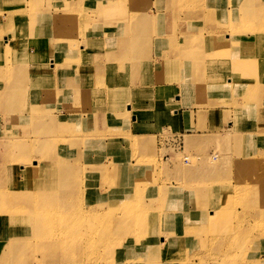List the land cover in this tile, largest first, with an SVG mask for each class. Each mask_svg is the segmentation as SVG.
I'll return each mask as SVG.
<instances>
[{
    "label": "rangeland",
    "instance_id": "1",
    "mask_svg": "<svg viewBox=\"0 0 264 264\" xmlns=\"http://www.w3.org/2000/svg\"><path fill=\"white\" fill-rule=\"evenodd\" d=\"M53 1L63 0H40V4L48 3L45 13L50 22L55 20L59 23L58 33L60 28L66 30L55 34L62 45H58L59 51L56 52L52 47L45 51L52 56L56 52L54 56L57 60L52 57L48 62L40 63L41 77L54 78L55 73L57 78L67 77L69 66L78 60L79 55H83L79 50L84 49V45H96L97 42L91 40V36L97 34L103 37L102 43L109 52L107 62L116 61L122 67L129 65L135 71L136 92L141 105L146 99L152 100L155 87L152 78L155 71L169 69L179 79L182 91L187 89L188 95H192L189 93L192 89L198 90L194 87H199L200 84L199 93L219 92L237 96L230 98V101L225 100L230 103H222L229 105L230 111L236 115V129L250 124L253 126L252 116L264 113V36L258 33L264 23V0H252L248 14L242 11L244 0H109L115 4L109 7L112 11L106 19L96 12L103 5L102 2L84 10L80 6L81 2L72 0L61 13L59 10L51 11ZM3 10L0 8V16ZM35 14L32 12L29 18L35 19ZM140 14L145 17H141V22L136 25L138 30H132L131 22L124 21V18L126 15L134 17ZM18 19L19 26L21 23L26 24L28 15ZM14 22L15 18L11 17L9 26L16 27ZM9 26L5 27L4 22H0V63L7 64L8 73V87L0 95L10 94L14 97L12 103H9V110L16 112L24 105L21 100L24 90L19 84L23 78V69L18 67L20 60L13 54L12 49L17 48V45L13 44L9 50L8 46L6 49L2 47L3 43H7L2 37L14 31H9ZM127 27L131 29L129 32ZM242 29L244 32L240 33ZM202 32H207L208 36L202 37L199 34ZM234 33L235 36L239 35V39L227 48H222L230 51L216 54L214 46L216 47L219 38L223 35L231 37ZM248 37L254 39L253 46H245ZM40 52L44 51L40 49ZM35 57L36 55H27L29 60ZM248 57L254 60L250 62ZM217 62L226 65L224 71L216 70ZM197 82L198 85L195 84ZM123 93L126 94V91ZM158 93L160 97L165 95L164 90H158ZM120 105L119 96L114 92L109 105L110 112L102 115L104 122L120 121ZM0 106V114H4L2 111L5 103H0ZM151 107L161 117L180 113V107L168 106L166 103L156 106L152 103ZM211 109L203 104L198 105L199 113ZM44 113L35 112L29 117L15 115V127L27 126L23 127L25 129H22V135L13 138L0 137V210L19 211L21 209L17 208L20 202L26 208L29 205L28 199L39 197L41 204L56 203L59 190L54 187L57 179L53 176L63 166L67 168V174L74 173L71 178L63 180L66 186L63 197L66 205L57 207L58 213H49L46 218L51 225L59 226L63 222L71 228L67 231H56V238H36L38 231L32 225L17 222L13 226L21 228V235L16 242H33L39 246L36 250L14 251L6 257L11 258L7 264H63L60 260L62 256H56L58 250L52 242L57 238L65 240L67 236L74 235L73 229L78 227H86L89 234L85 241L81 240L85 245L78 248L77 254L71 257L96 258L104 250V258L105 250L109 249L107 244L111 243L107 242L111 239L110 234L105 232L110 230L114 236L113 229L121 220H126V227L131 226L133 230L128 238L131 245H121L116 250L117 255L121 253L123 258H132L130 262L137 258L138 264H150L141 257V250L136 249V244H139V234L146 232L148 239H144V247L152 246L155 233H152L151 227L159 217L154 213L158 207L163 215L168 199L174 198L173 190H177L167 185L176 182L182 186L183 177L187 181L183 186L193 183L194 187H198L201 182L199 179L202 176L208 177L212 172L213 181L207 183L217 186L215 192L222 197L219 198L218 206H208L209 217L207 220L203 219L204 224L199 229L192 231L195 234L192 238L195 237V240L190 243L162 244L161 249H150H155L151 252L152 255L172 258L169 262L163 259V264H264V247L260 246L264 242V145L259 147L262 148L261 152L252 157L247 155L233 171L229 168V157L223 153L222 146H217L214 153L210 154L207 140L187 139L186 143L197 150L194 153L188 145L185 146L182 132H175L170 126L163 127L155 139L157 148L148 143L141 145L138 139L134 140L129 155L135 159V164L121 162L119 158L123 150L114 147L111 153L113 157L116 155L115 160L105 161L104 174L105 168L108 170L104 187L96 189L92 187L88 173L90 159L85 156L84 148H92L94 141L101 135L88 134L63 124L65 117L62 115ZM89 114L90 112L88 116ZM5 121L2 119V122ZM115 128H110L106 133L110 137L119 135L121 129L118 125L119 131ZM80 147L83 148V153ZM75 148L78 154H75ZM98 158L102 159L100 155ZM72 159L75 160L74 163ZM181 168L185 170L184 173ZM200 172L204 175L198 176ZM8 173L13 185L6 187L3 176L6 177ZM109 181L111 182L108 186ZM57 183L59 185L60 181ZM10 197H13L12 201ZM91 208L100 209L105 214L98 218L95 213L90 212ZM20 215L21 212L15 216L14 221ZM59 219L62 221H58ZM0 232L2 234L3 229ZM1 234L0 264L4 260L3 250H6L4 243L9 238L7 234L4 238ZM234 243L237 246H231ZM47 244L50 247L46 248ZM124 246L126 251H123ZM165 248L171 249L174 255L164 254ZM127 249L136 253L126 257L123 253ZM178 253L179 256L176 257ZM29 259L32 260L31 263H28Z\"/></svg>",
    "mask_w": 264,
    "mask_h": 264
},
{
    "label": "crops",
    "instance_id": "2",
    "mask_svg": "<svg viewBox=\"0 0 264 264\" xmlns=\"http://www.w3.org/2000/svg\"><path fill=\"white\" fill-rule=\"evenodd\" d=\"M75 1L80 3L82 0ZM98 1L100 2H97V0H83L80 6L86 9L89 8L88 6L97 5L101 2L102 4L110 2L109 0ZM69 2L73 1H53L51 11L59 10L63 13L64 7ZM0 3V8L4 9L0 16V22H4L5 27H7L11 22V17H13L15 18L14 24H17L14 31L7 32L8 34L3 36L2 40L4 41L5 38L15 46L17 45V48L12 50L13 54L17 56L16 59L21 61L23 78L19 84L24 90L21 99L24 105L16 112L9 110V103H12L11 100L14 97L10 94L0 95V103H5L2 111L4 114H0V137L13 138L22 135V129H25L23 127L27 126L17 125L15 127L14 116L24 115L29 117L32 113H40V111L64 116L65 121L63 124H67L78 131H85L88 134H100L101 137L94 141L92 148H84L86 150L84 152L85 156L90 159L88 173L91 177L92 187L96 189L104 187L106 180L104 178L108 170V168H105L104 174L105 161L115 160L116 155L113 157L111 153L114 147L123 150L119 158L121 162L135 164V159H132L129 155L134 140L138 139L141 145L148 143L155 147V139L163 127L170 126L175 132H182L185 146L188 145L186 143L187 139H190V141L207 140L206 145H210V154L214 153L217 146H222L223 153L229 157L227 160L229 168L233 171L237 166H240L239 163L247 155L252 157L255 153L261 152L262 148L259 149V147L264 145V113L252 116V119L254 117L253 126L250 124V126H239L236 129V115L230 111L229 105H222V103H230L229 99L237 98V96L219 92L212 94L209 92L199 93L200 84L198 82L195 84H199V87H194L198 90L192 89L189 92L192 95H188L187 89L185 88L182 91L179 79L169 69L155 71L152 78L155 84L152 100L148 101L146 99L141 105L142 103L136 92L135 71L129 65L122 67L116 62H107V53L109 52L102 43L103 37L100 35L91 36V40L97 42L96 45L88 47L84 45V49L79 50L82 51L83 55H79L78 60L73 65L70 64L72 66H69L66 78H57L56 73L54 78L41 77L40 63H46L52 57L57 60L55 57L56 52L59 51L58 45H61L55 35L58 33L57 25L59 23L55 20L50 22L45 13L48 3H45V5L40 4V0H2ZM32 12L36 13L33 20L29 18ZM24 15H28L27 22L26 24L21 23L19 26L20 21L18 22V18ZM46 21L48 22L45 23ZM52 31H54V34ZM199 34L202 37L203 35H205L204 37L208 36L207 32ZM2 46H4V49L7 48L6 43H3ZM50 47L56 51L55 56L45 52ZM40 49L44 52H40ZM28 54L36 55V57L29 60L27 58ZM6 65V63H0V92H4L8 87ZM225 67L226 65L220 62L215 65L216 70L219 71H224ZM183 72L185 71L183 70ZM158 90H164L165 95L160 97ZM125 91L126 94L123 93ZM114 92L119 96L120 115L122 116L118 123L113 122V120L104 122L102 115L110 112L109 105ZM152 103L153 106L165 103L168 106H178L180 107V113L174 116L166 114L161 117L151 107ZM199 104L212 109L205 113H199ZM191 106L192 109H190ZM128 108L131 110L128 111ZM262 109L264 111V105H262ZM88 112H90V116H88ZM2 119L6 121L2 122ZM116 124L121 129L120 133L117 136L110 137L106 132L112 127H116L115 129L118 130ZM188 147L196 153L197 150L192 145H188ZM80 150L83 153L82 147H80ZM75 152V154H78L76 148ZM98 155L102 159H99ZM105 156H108V158H105ZM72 161V163L75 162L74 159ZM211 174L212 176H210ZM211 174L208 177L202 176L199 179L201 182L198 187H194L193 183H188L186 187L183 186L185 182L187 183L183 177H181L182 186L176 182L167 185L177 190H173L172 197L174 198L168 199L163 215L158 211V207L154 213L157 216L159 215L151 227L152 233H155V241L158 240L157 242L161 244L165 241L167 244L190 243L195 240V237L190 238V236H195L192 231L199 229L204 219V213L210 212L207 210L208 206H218L219 198L222 197L215 192L217 186L208 184L213 181L214 172ZM201 175H204L203 172L198 174V176ZM9 176L11 177L9 173L6 177L3 176V180L7 184L6 187L13 185ZM110 182H108V186ZM191 182L193 181L191 180ZM263 245L264 242L260 243L261 247H264Z\"/></svg>",
    "mask_w": 264,
    "mask_h": 264
},
{
    "label": "bare ground",
    "instance_id": "3",
    "mask_svg": "<svg viewBox=\"0 0 264 264\" xmlns=\"http://www.w3.org/2000/svg\"><path fill=\"white\" fill-rule=\"evenodd\" d=\"M81 1V0H80ZM83 2V0L81 1ZM252 0H244V6L242 8V11L244 12V14H248L249 11L251 10V4ZM114 2H108L105 3L103 5H100V9L98 11H96L103 19H106L109 17L108 14L111 13L112 9H110V6H114ZM221 12V9L219 11V13ZM224 12V11H223ZM222 12V13H223ZM221 13V14H222ZM104 15V16H103ZM131 15H126L124 18V21H128V23H130V26H132V30H138V26H136L138 24V22H141L140 19L141 17L144 18L145 15H135L134 17H132ZM16 27H13V25L8 27V30L11 31L12 29H15ZM131 29H128L127 27V31L129 32ZM66 29L64 28H60L59 29V33H63ZM244 30L242 29L240 31V33H243ZM262 36H264V23L262 24V29L261 32ZM239 39V35L235 36V33L233 36L229 37V36H221L218 40V43L216 45V47L214 46V49L216 50V54L218 53H223V52H229V49H222V48H227L229 46V44L237 41ZM6 44L8 46V50L9 47H11L13 44L11 42H9L6 39ZM2 43V42H1ZM0 43V44H1ZM254 44V39H250L248 37V39L245 41V46L246 47H250L253 46ZM3 47V46H2ZM247 60H249L251 62V60H254L252 57H248ZM18 61V60H15ZM111 62H116V61H110ZM262 62V61H259ZM21 61L18 64V67H21L20 65ZM66 78V77H63ZM243 80V79H242ZM182 173L185 172V170L183 168H181ZM70 173V172H68ZM73 174H67V168L60 166L58 168V171L55 172V176H53L54 179L56 180V183L54 184V187H56V189L58 188L59 190V195L58 198L56 200V203L54 204H50V203H40V197L33 199V200H29L28 199V204L27 206H25L26 208H23L24 203L20 202L19 203V207L17 209H21L19 211H13V212H7L4 209L0 210V229H3V232L1 235H3V238L5 237V235H8V241L6 244V250H3V258L4 260L2 261V264H7L8 259L11 258H6L7 256H9L10 254H12L14 251L16 250H25V251H29L31 250H36L38 249L39 245L34 244L33 242L31 243H26V244H18L16 242V240L19 238L18 236L21 235L20 231L21 228L19 226L14 227L13 225H15L17 222H20V224H24V225H32V227L35 229V231L37 230V234L35 235L36 238H44V237H54L56 238V236L54 235L56 233V231L58 230H63V231H67L70 230V226L66 223H61L59 226L56 225H51L48 221H47V215L49 213L52 214H57L58 212L56 211L57 207H63L66 205V201L65 199H63V197L65 196V191H66V186L63 182V180H67V177L71 178ZM58 181H60V184L58 185ZM55 189V191H56ZM50 195V192L47 193V196ZM9 198V196H7ZM10 200H13V197H10ZM264 211V210H263ZM21 212L20 217L15 220V216ZM90 212L95 213V216H98V218H102V216L105 214L104 211L100 210V209H90ZM210 212H205L204 213V218L209 217ZM122 218V217H121ZM168 218V217H167ZM170 220V218H169ZM191 220V219H190ZM58 221H62L61 219H59ZM40 222H41V227H40ZM125 221H120L119 224L117 226H115V228L113 229L114 231V236L112 235V233H110V230H107L105 233L108 235L110 234L111 239H108L107 242H111L107 244V248L105 250V257L107 258H103V253L104 250L101 251V255L100 256H96V258H73L71 257L74 254H77V249L80 248L82 246H84L85 242H81V240L85 241L87 239V236L89 234V232L87 231L86 227L83 228H74V235H70L67 236V238L65 240H62L60 238H57L56 241H53L52 244L54 246V248L56 250H58V252L56 253L57 257H61L60 259L62 261L63 264H138V259L136 258L134 262H130V260L132 258H123L122 254H118L117 255V249L121 247V245H131L129 243V235H131L132 233V228L131 226H127L125 224ZM131 222H132V218H131ZM186 223V222H185ZM202 224H204L202 222ZM201 224V225H202ZM24 225H20L21 227H25ZM200 225V224H199ZM5 227V228H3ZM109 227V226H108ZM190 229V228H189ZM87 231V232H86ZM85 233V234H83ZM148 234L146 232L144 233H140L139 234V244H136L137 246V250H141L140 255L143 259L147 260L148 262H150V264H163L162 260H167L168 262L170 260H172V258H158L157 255H152L151 252H153L154 250H150L152 248H159L161 249L162 244H165V241L161 243L157 242V241H153L152 246L150 248H145L144 244H145V240L148 239V237L146 238ZM154 237V236H153ZM185 237V236H184ZM150 238V236H149ZM190 238H192V236H190ZM5 240V239H4ZM36 242H39V240H35ZM144 241V242H142ZM141 242V243H140ZM48 247H50V244H47ZM125 246L123 247V251H126ZM231 246H237L236 243H234ZM41 247V246H40ZM13 249V250H12ZM52 249V248H50ZM131 250V249H130ZM133 252V253H132ZM136 252L134 251H129V249H127V252H124L123 255L126 257L132 256V254H135ZM164 254H169L170 256L174 255V252L171 249H164ZM13 255H11L12 257ZM109 256V257H108ZM179 256V253L176 255V257ZM119 258V259H117ZM122 258V259H121ZM238 259H242V258H238ZM237 259V260H238ZM244 260V259H242ZM32 260L29 259L28 263H31ZM216 264H220V262H214ZM182 264V263H181ZM238 264V263H237Z\"/></svg>",
    "mask_w": 264,
    "mask_h": 264
},
{
    "label": "built area",
    "instance_id": "4",
    "mask_svg": "<svg viewBox=\"0 0 264 264\" xmlns=\"http://www.w3.org/2000/svg\"><path fill=\"white\" fill-rule=\"evenodd\" d=\"M186 161H188V160H186Z\"/></svg>",
    "mask_w": 264,
    "mask_h": 264
}]
</instances>
